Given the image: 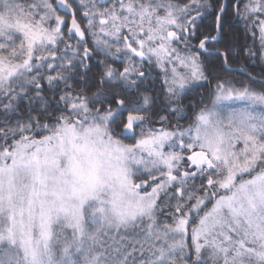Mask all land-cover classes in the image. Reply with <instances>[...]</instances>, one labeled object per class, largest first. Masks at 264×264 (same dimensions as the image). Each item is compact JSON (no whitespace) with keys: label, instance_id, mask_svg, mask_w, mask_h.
<instances>
[{"label":"snow or ice","instance_id":"snow-or-ice-1","mask_svg":"<svg viewBox=\"0 0 264 264\" xmlns=\"http://www.w3.org/2000/svg\"><path fill=\"white\" fill-rule=\"evenodd\" d=\"M241 59L264 0H0V264H264Z\"/></svg>","mask_w":264,"mask_h":264},{"label":"trees","instance_id":"trees-1","mask_svg":"<svg viewBox=\"0 0 264 264\" xmlns=\"http://www.w3.org/2000/svg\"><path fill=\"white\" fill-rule=\"evenodd\" d=\"M210 21H205L208 23ZM233 26H237L235 22H233ZM235 66L241 67L245 69L247 72L251 73L252 75L259 76L260 74L264 73V61L259 60H244L241 59L238 64ZM238 79H245V77L241 76L239 73L236 74ZM239 86V85H238Z\"/></svg>","mask_w":264,"mask_h":264},{"label":"flooded vegetation","instance_id":"flooded-vegetation-1","mask_svg":"<svg viewBox=\"0 0 264 264\" xmlns=\"http://www.w3.org/2000/svg\"><path fill=\"white\" fill-rule=\"evenodd\" d=\"M69 2H71V0H69ZM58 11L60 12L61 15H64V12H63V11H60V10H58ZM73 42H74V41H73ZM88 46H89V47H93L92 44H89ZM234 67L237 68L238 66H235V65H234Z\"/></svg>","mask_w":264,"mask_h":264}]
</instances>
